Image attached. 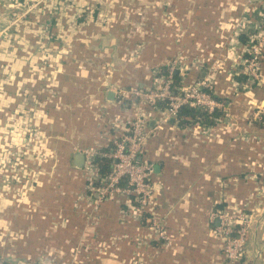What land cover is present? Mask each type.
I'll return each mask as SVG.
<instances>
[{"label": "crops", "instance_id": "crops-1", "mask_svg": "<svg viewBox=\"0 0 264 264\" xmlns=\"http://www.w3.org/2000/svg\"><path fill=\"white\" fill-rule=\"evenodd\" d=\"M29 1L35 0H0L1 57H11L7 49L19 47L13 60L14 103L2 101L0 117L12 111L13 125L19 131L32 125L44 132L40 140L45 150L35 159L46 158L47 162L34 168L35 177L28 184L22 185L25 179H21L16 189L19 196L12 201L10 187L0 184V256L10 264L41 260L43 264H68L74 254L78 258L71 264H218L221 241L213 233L217 222L209 218L208 211L230 201L245 202L246 189L255 183L248 178L249 166L264 183L257 166L264 164V47L259 80L248 90L239 93L235 88L246 81L236 80L239 74L232 67L239 59L237 32L250 15L246 0H153L156 14L144 13L151 0H70L67 4L74 2L79 8H62L64 12L37 6V2L33 7ZM42 19H47L48 41L70 37L69 46H78L80 57L97 65V71L79 77L83 87L76 84L73 73L61 76L57 71L55 84L59 83L60 90H44L46 97L60 98L66 112L63 120L52 114L48 101L40 104L42 90H22L28 79L30 88L32 78L36 79L32 71L36 60L24 48L25 41L33 49L39 45L35 34ZM10 28L12 37L2 36ZM179 57L178 86L207 76L212 65L221 63L212 91L233 119H215L209 125L191 119L180 124L173 119L163 121L161 112L143 108L152 129L143 159L153 164V207L169 237L159 242L153 240L150 213H138L135 200L125 193L114 194L92 209L83 175L85 157L80 167L74 157L85 149L111 148L135 113L121 103L114 86L146 88L154 74L164 72L161 69ZM109 91L113 99L107 98ZM247 113L254 114L252 121ZM93 196L96 199L95 192ZM107 239L115 257L92 259ZM87 242L92 248L89 255L82 251ZM244 260L264 264V228L248 231Z\"/></svg>", "mask_w": 264, "mask_h": 264}, {"label": "built area", "instance_id": "built-area-1", "mask_svg": "<svg viewBox=\"0 0 264 264\" xmlns=\"http://www.w3.org/2000/svg\"><path fill=\"white\" fill-rule=\"evenodd\" d=\"M26 3L33 7L36 6V3L31 1ZM246 5L250 14H254L256 19L251 20L247 17L243 19L240 31L237 32L236 52L239 59L235 60L232 67L235 70V75L243 74L246 76L244 80L246 82L243 85L248 88L260 77L264 47V0H246ZM242 33L246 37L244 41L240 40ZM180 61V57L174 58L166 65L164 73L155 72L153 82L146 88H114L115 95L121 103L126 108H134L135 113L124 125V132H119L114 138L111 148L105 151L83 150L85 157L83 175L87 180L85 188L91 195L92 209H96L102 201L114 196V194L125 193L135 200V209L138 213H150L149 223L155 231L152 235L155 238L153 240L159 242H165L169 237L164 223L156 216L153 207L155 186L152 175L154 167L151 162L143 159V147L152 134V129L148 123V114L143 108L148 106L152 110L161 112L163 121L169 119L180 121L181 118L191 120L190 116H179V111L183 106L197 107L207 113H212L215 109L223 110V115L216 119H227L229 116L223 102L219 101L212 91L215 83V71L221 63L212 65L207 76L191 84L178 86L174 82L173 75L179 67ZM97 157L110 160V169L105 174L99 170ZM94 192L97 195L96 199L93 196ZM233 217L226 210L217 211L210 215L211 220H216L218 231L224 233L226 257L231 260L240 256L244 244L242 230L231 226ZM89 244L87 242L82 248V251L86 252L87 255L92 250ZM104 244L99 251L106 249L110 252V241ZM0 264L10 263H6L5 259L0 256ZM38 264H43L42 260Z\"/></svg>", "mask_w": 264, "mask_h": 264}, {"label": "rangeland", "instance_id": "rangeland-1", "mask_svg": "<svg viewBox=\"0 0 264 264\" xmlns=\"http://www.w3.org/2000/svg\"><path fill=\"white\" fill-rule=\"evenodd\" d=\"M34 1V0H33ZM93 1V0H91ZM95 1V0H94ZM149 1V0H148ZM34 2H37V6H43V7H56V12H62V8L64 10L71 9H78L79 5L75 4L74 2H71L67 4V0H35ZM153 0H151V3L148 2L147 6L148 8H145L144 13L147 14V10H151L154 14H156V5L152 3ZM161 4V3H160ZM162 5V4H161ZM170 6V5H169ZM167 7V6H166ZM167 9L164 8V11ZM64 12V11H63ZM166 14H171L170 11H168ZM248 19H256L254 14H250L247 16ZM48 19V17H47ZM47 19H42L41 22L38 24L40 25V31H36V36L38 38L39 45H37L36 48L33 49V47H28L29 42L25 41V52L31 56L36 61L33 62V75L36 76V79L32 78V87L30 88V82L29 79L25 82V87H22V90H42L43 93L40 92V104H45L44 101L46 100L49 102L50 106H52V114L54 116H57L59 119L63 120L66 118V112L64 111L62 102H59L58 96L53 95L46 97V91L52 92L55 90H60V85L55 84L57 80L56 72L60 71L59 74L64 73H73L76 84L81 85L83 87L82 83L78 80L79 77L85 75V72L91 73L95 70L97 71V68H95L97 65L96 63H91L90 61L86 60L80 55V49L78 46H69L70 43V37L69 39H63L62 37L59 40H53L52 42L48 41L50 35L47 37L46 28L44 27L45 22ZM51 19V18H50ZM141 19V17H139ZM147 18H145L146 22ZM130 19L127 21L129 22ZM127 24L125 25V27ZM130 28H128L129 30ZM10 31H3V35L8 36V38H11V28ZM73 34H75L73 32ZM131 34V32H130ZM34 35V36H35ZM11 36V37H10ZM68 37L67 33L65 35ZM65 37V38H66ZM7 38V40H8ZM62 40V41H61ZM12 43V42H11ZM14 45V44H13ZM71 45V44H70ZM17 46H15V49L8 50L6 55H9L11 57L4 58L0 53V88L1 85L2 88L0 89V103L2 101H7L11 106L14 103V100L12 99L14 97V91L16 90V81L14 76V57L19 55V51L17 50ZM31 49L33 51L31 52ZM11 51V52H10ZM23 52V49L21 50ZM31 53V54H30ZM5 55V56H6ZM14 55V56H13ZM80 57V58H79ZM182 61V58H181ZM181 67V63L179 64ZM183 66V65H182ZM182 68V67H181ZM220 69V67H219ZM165 72V71H164ZM163 72V73H164ZM27 75V74H26ZM76 75V76H75ZM56 78V79H55ZM215 81V80H214ZM258 80L255 81V83ZM254 83V84H255ZM177 85V83H175ZM253 84V85H254ZM113 88H117V86H114ZM235 88L240 91L248 90L245 85L242 87L239 85H235ZM46 90V91H44ZM15 97H17L15 95ZM4 98V100H2ZM25 100H28L29 98H24ZM55 107L53 108V106ZM58 106L61 107V109H57ZM6 113L3 114L2 117H0V184L5 185V188H9L12 191H15L14 194L11 193V201L14 200V197L19 196V191L16 190L17 187H19L21 179H25V182L22 183L26 184L27 180H30L31 177H35L36 169L35 167H40L42 163L47 162L46 158H38L35 159L36 155L41 154L45 150V144L42 142L43 140H40L41 138L45 137L44 132L39 133L38 129L36 130L32 125H29L26 128H22L21 131L18 130V128H15V124L13 125V119L14 115H12V111H5ZM247 118L249 121H252L254 119L253 113H247ZM25 116V115H23ZM228 118H232V116H228ZM258 118V117H256ZM253 122H251L252 124ZM32 126V127H31ZM236 128V126H235ZM229 131L233 130V124L230 122L228 126ZM246 132H251L249 128L245 129ZM19 132V133H18ZM251 134V133H249ZM31 137V138H30ZM23 138L25 140H23ZM30 139H33L32 141V147L30 146ZM256 162H253V164ZM257 164V163H256ZM258 169L261 168L263 174H264V164H257ZM248 178L251 180H255V183H251V187H248L246 189V197L245 202L242 204H236L230 203L222 208L217 209H211L208 211L209 218L210 215L214 212L226 210L229 212L230 215L234 216L232 219V228L240 229L243 232L244 237V244L241 251L240 256L235 259L231 260L226 257V251H225V242L223 232L218 231L217 223L216 226L213 228L214 234L217 235V237L221 241V250L220 255L218 257V264H246L244 260V256L246 254L247 250V234L250 229L252 230H261L264 228V183L259 182L260 178L255 173L254 167H248ZM264 180V175H263ZM29 182V181H28ZM28 184V183H27ZM259 184H261L259 187ZM261 188V189H259ZM263 188V189H262ZM18 198V197H17ZM239 216V217H236ZM238 222V223H236ZM244 228V231H243ZM105 243V241L103 240ZM107 243H109V240H106ZM260 247L256 246V253L259 254ZM92 259H101L105 257H115L114 254H111L110 252L106 251V249L100 250ZM78 258V256H77ZM76 254L70 257L68 264L76 263ZM91 259V258H90ZM48 261H50V258H48ZM47 264H49L47 262ZM61 264H67V261L61 262ZM253 264V260L251 262Z\"/></svg>", "mask_w": 264, "mask_h": 264}, {"label": "trees", "instance_id": "trees-1", "mask_svg": "<svg viewBox=\"0 0 264 264\" xmlns=\"http://www.w3.org/2000/svg\"><path fill=\"white\" fill-rule=\"evenodd\" d=\"M67 1H70V0H67ZM240 38L245 40V35L243 33L240 34ZM161 70L166 71V66H164L163 69H161ZM239 75L235 77L236 80H238L239 82H243L245 80L246 76L243 74H239ZM173 78H174V82L175 81L178 82V80H179L178 75H176L174 73ZM221 114H222V112L218 109H215L212 113H207L206 111H203L200 108L189 107V106H183L179 111L180 117L181 116H185V117L190 116L192 118V120H194L200 124H203V125L213 124L215 122V119L217 117H219ZM187 122H189V120L184 119V118L180 119V124L187 123ZM96 161H98L99 170L102 174H105L110 169V164H109L110 160L97 157ZM5 262L9 263L6 260H5Z\"/></svg>", "mask_w": 264, "mask_h": 264}, {"label": "water", "instance_id": "water-1", "mask_svg": "<svg viewBox=\"0 0 264 264\" xmlns=\"http://www.w3.org/2000/svg\"><path fill=\"white\" fill-rule=\"evenodd\" d=\"M113 97H114L113 92L112 91H109L108 92V95H107V98L113 99ZM83 160H84V154H83V152H80V151L79 152H76L75 157H74V164L76 166H79L80 167L83 164ZM18 264H23V262L22 261H19Z\"/></svg>", "mask_w": 264, "mask_h": 264}]
</instances>
